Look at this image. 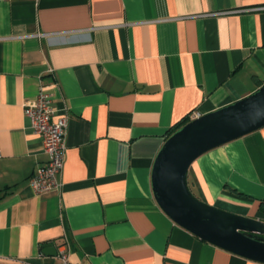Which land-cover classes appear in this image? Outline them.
Listing matches in <instances>:
<instances>
[{
    "label": "crops",
    "instance_id": "1",
    "mask_svg": "<svg viewBox=\"0 0 264 264\" xmlns=\"http://www.w3.org/2000/svg\"><path fill=\"white\" fill-rule=\"evenodd\" d=\"M40 82L67 117L62 187L44 194L24 115ZM263 83L264 0H0V264H264L174 223L151 187L172 126ZM187 184L264 221V126L198 156Z\"/></svg>",
    "mask_w": 264,
    "mask_h": 264
},
{
    "label": "water",
    "instance_id": "2",
    "mask_svg": "<svg viewBox=\"0 0 264 264\" xmlns=\"http://www.w3.org/2000/svg\"><path fill=\"white\" fill-rule=\"evenodd\" d=\"M264 126V83L252 93L187 121L159 149L151 187L162 211L196 237L244 258L264 263V221L198 199L187 184L191 163L206 151ZM42 252L55 255L53 244Z\"/></svg>",
    "mask_w": 264,
    "mask_h": 264
},
{
    "label": "built area",
    "instance_id": "3",
    "mask_svg": "<svg viewBox=\"0 0 264 264\" xmlns=\"http://www.w3.org/2000/svg\"><path fill=\"white\" fill-rule=\"evenodd\" d=\"M48 72H52V69H48ZM24 115L28 118L32 131L40 137L42 150L46 155L45 163L36 167L28 179V184L36 194L58 192L62 187L67 117L54 116L49 85L39 83L35 98L24 105ZM199 116V113L193 112L190 118ZM59 257L61 264H81L70 260L64 250L60 251Z\"/></svg>",
    "mask_w": 264,
    "mask_h": 264
},
{
    "label": "trees",
    "instance_id": "4",
    "mask_svg": "<svg viewBox=\"0 0 264 264\" xmlns=\"http://www.w3.org/2000/svg\"><path fill=\"white\" fill-rule=\"evenodd\" d=\"M187 121H189V119H188V118H184L182 121H180L179 123H177V124H175L174 126H172V128H171L170 131H169V135H170L173 131H175L178 127H180L181 125L185 124ZM169 135H168V136H169ZM5 194H6V192L0 189V199H1ZM260 211H263V212H264V202H262V203L260 204Z\"/></svg>",
    "mask_w": 264,
    "mask_h": 264
},
{
    "label": "rangeland",
    "instance_id": "5",
    "mask_svg": "<svg viewBox=\"0 0 264 264\" xmlns=\"http://www.w3.org/2000/svg\"><path fill=\"white\" fill-rule=\"evenodd\" d=\"M216 207V206H215ZM219 208V207H218ZM221 209V208H220ZM224 210V209H223ZM227 211V210H226ZM230 212V211H229Z\"/></svg>",
    "mask_w": 264,
    "mask_h": 264
},
{
    "label": "flooded vegetation",
    "instance_id": "6",
    "mask_svg": "<svg viewBox=\"0 0 264 264\" xmlns=\"http://www.w3.org/2000/svg\"><path fill=\"white\" fill-rule=\"evenodd\" d=\"M263 238H264V236H263Z\"/></svg>",
    "mask_w": 264,
    "mask_h": 264
}]
</instances>
